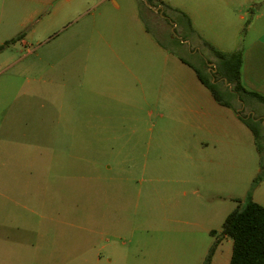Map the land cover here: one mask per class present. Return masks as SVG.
Listing matches in <instances>:
<instances>
[{"label":"rangeland","instance_id":"1","mask_svg":"<svg viewBox=\"0 0 264 264\" xmlns=\"http://www.w3.org/2000/svg\"><path fill=\"white\" fill-rule=\"evenodd\" d=\"M117 1L120 7L113 0L61 1L58 9L28 0L0 9V42L28 17L20 29L26 42L0 49V264H203L217 237L210 230L219 232L238 200L252 197L255 188L239 183L238 174L232 186L201 180L169 160L151 165L159 152L148 149L147 135L132 132L155 118L148 74L102 73L94 40L86 67V27L97 35L103 12L122 27L120 48L148 47L157 38L173 50L172 65L180 55L203 74L215 72L216 60L194 51L199 40H181L158 11ZM132 11L140 20L129 26ZM196 53L210 60L206 67ZM214 82L244 115H264V103H242L226 92L225 79ZM259 160L253 146V169ZM262 194L258 188L255 198ZM231 245L222 241L212 261L228 264Z\"/></svg>","mask_w":264,"mask_h":264},{"label":"crops","instance_id":"2","mask_svg":"<svg viewBox=\"0 0 264 264\" xmlns=\"http://www.w3.org/2000/svg\"><path fill=\"white\" fill-rule=\"evenodd\" d=\"M27 1L0 0V9L22 7ZM36 1L43 6L55 4L58 9L62 6L61 1L70 7L77 3L76 0ZM162 1L185 13L198 37L218 50L232 52L240 48L241 83L248 91L264 96V0ZM113 4L120 7L117 0H113ZM36 14L37 12L32 13L29 18L33 19ZM132 14L129 26L139 24L137 12L132 11ZM98 15L96 24L98 29L95 31L97 35L93 36L92 27H86L90 35L87 37L88 47L84 65L86 67L89 65L88 58L94 40L96 48L98 47L102 73L115 69L135 76L136 70L146 71L148 74L146 99L154 107L155 118L147 130L136 127L132 132L139 137L147 135L148 149L159 152L158 156L151 155V165L157 166L162 160H169L179 169H191V175L195 174L201 180L204 179V175H208L216 178L218 182L232 186L235 185L238 174L239 183L244 187L248 185V189L260 171V160L258 166L253 169L252 148L256 147L251 130L239 119L241 109H235L233 102L234 107L219 104L199 80L194 69L178 56V63L172 65L173 50L165 48L157 38L152 40L154 45L148 47H139L136 43L135 48L133 44L126 49L120 48L117 36L124 32L122 27H119L118 19L109 18L103 12ZM27 20L28 17H23L13 23L14 25L11 24V31L4 41L0 42V46L13 44L16 47L17 43L24 44L26 37L20 33V29ZM143 30L150 34L146 28ZM11 39L14 40L6 43ZM195 50H199V46H196ZM184 65L192 68V75L183 69ZM173 70L183 75L174 77ZM248 102L251 103V100L248 99ZM259 118L264 119V115L261 114ZM156 162L158 163L155 164ZM261 187L264 188V181L255 187L251 195L253 200L264 206V194L260 195L262 200L255 198L256 190ZM180 192L184 195L187 190L182 189ZM222 241H227L228 244L231 242L229 238H221L215 251ZM96 257L99 261L101 256L97 254ZM212 257L210 264H222L212 261ZM223 264L227 263L224 261Z\"/></svg>","mask_w":264,"mask_h":264},{"label":"trees","instance_id":"3","mask_svg":"<svg viewBox=\"0 0 264 264\" xmlns=\"http://www.w3.org/2000/svg\"><path fill=\"white\" fill-rule=\"evenodd\" d=\"M146 1L151 6L158 8V12L162 9V15L166 17L165 21L176 25L175 32L178 31L181 40L192 39V42L194 38H197L199 40V49L207 51L216 60L215 72L211 74L207 71V74H203L180 55L178 56L181 61L194 69L199 80L209 89L213 98L219 104L234 107L230 100L224 99V96H222L220 85L214 82L217 78L225 79L229 87L222 82L225 86L224 89L234 99L237 96L242 103H246L248 99L264 103L263 95L248 91L241 83L242 50L240 48L232 52H222L206 40L198 37L185 13L179 9L172 8L162 0ZM139 2L145 5L143 0H139ZM173 38L179 44L184 45L180 39ZM12 40L14 39L6 41V43ZM161 45L166 46L163 43ZM2 47L3 45L0 46V48ZM195 55H198L201 63L206 67L210 60L204 59L199 53ZM234 108L237 109L236 106ZM260 115V113L257 114L255 112L253 116H246L242 111H239V119L251 130L256 150L260 155V171L252 180L250 191L264 181V157L262 155L264 148L261 144V140H264V124L262 122L264 119L259 118ZM210 234L217 237L209 247L203 264H210L211 257L218 243L221 238L225 237L232 242L229 264H264V206L253 200L251 196L247 197L243 203L238 200L237 206L226 215L220 231L217 232L213 229Z\"/></svg>","mask_w":264,"mask_h":264},{"label":"water","instance_id":"4","mask_svg":"<svg viewBox=\"0 0 264 264\" xmlns=\"http://www.w3.org/2000/svg\"><path fill=\"white\" fill-rule=\"evenodd\" d=\"M143 1H144L145 5H146L147 7H149L150 9H152V10H154V11H158V8H155V7L151 6L146 0H143ZM159 13L162 14V9H160ZM174 27H175V24H173V28H174ZM173 33H174V32H173Z\"/></svg>","mask_w":264,"mask_h":264}]
</instances>
